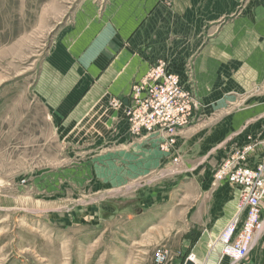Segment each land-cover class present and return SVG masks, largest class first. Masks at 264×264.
Listing matches in <instances>:
<instances>
[{
  "label": "rangeland",
  "instance_id": "rangeland-1",
  "mask_svg": "<svg viewBox=\"0 0 264 264\" xmlns=\"http://www.w3.org/2000/svg\"><path fill=\"white\" fill-rule=\"evenodd\" d=\"M93 1L0 0V264H157L161 249L168 254L167 264L193 263L195 256L198 264H229L218 240L238 215L233 243L243 244L242 188L223 181L235 204L220 231L209 204L201 213L193 208L206 189L221 187L217 176L238 149L208 167L203 181L173 176L179 172V147L176 143L164 152L163 142L165 177L159 172L152 183L147 181L152 172L128 181L100 178L109 138L89 131L78 117L60 132L62 120L49 117L48 107L36 98L54 40ZM95 3L103 10L111 2ZM160 3L173 8L172 0ZM159 62L175 73L166 61ZM131 184V191L110 195L113 188ZM155 193L149 203L147 196ZM239 264H264V232Z\"/></svg>",
  "mask_w": 264,
  "mask_h": 264
},
{
  "label": "crops",
  "instance_id": "crops-1",
  "mask_svg": "<svg viewBox=\"0 0 264 264\" xmlns=\"http://www.w3.org/2000/svg\"><path fill=\"white\" fill-rule=\"evenodd\" d=\"M109 1L103 10L88 2L65 23L35 93L48 116L62 120L60 132L78 117L89 131L109 138L100 178L128 181L152 172V183L159 172L165 177L159 150L165 137L133 135L126 117L133 85L159 61L171 66L199 107L177 137L180 163L173 176L206 180L208 167L251 142L255 151L246 166L255 168L264 154V0H172V9L160 0ZM113 100L123 104L114 108ZM222 183L206 189L193 208L201 213L209 204L219 231L235 204ZM133 188L116 187L110 195Z\"/></svg>",
  "mask_w": 264,
  "mask_h": 264
},
{
  "label": "built area",
  "instance_id": "built-area-1",
  "mask_svg": "<svg viewBox=\"0 0 264 264\" xmlns=\"http://www.w3.org/2000/svg\"><path fill=\"white\" fill-rule=\"evenodd\" d=\"M126 107V117L130 132L135 136L143 134L165 137L161 149L170 152L176 144L177 134L186 128L198 108L193 92L185 88L179 76L171 71L165 62H158L132 87ZM117 108L121 103L112 101ZM255 144L249 143L239 150L232 161L217 176L218 181L228 180L242 188L240 210H247L245 232L240 236L242 245L233 243L237 237L240 218L231 221L218 244L222 255L229 258L230 264H239L252 252L264 232V157L255 168L244 165L248 156L254 152ZM240 212V211H239ZM168 254L159 250L155 261L167 264ZM193 259L191 258L190 261Z\"/></svg>",
  "mask_w": 264,
  "mask_h": 264
},
{
  "label": "bare ground",
  "instance_id": "bare-ground-1",
  "mask_svg": "<svg viewBox=\"0 0 264 264\" xmlns=\"http://www.w3.org/2000/svg\"><path fill=\"white\" fill-rule=\"evenodd\" d=\"M180 79V78H179ZM246 147V146H245ZM255 151V150H254ZM220 182H222V181H220ZM238 211H239V209H238ZM254 250V249H253ZM230 264V263H229Z\"/></svg>",
  "mask_w": 264,
  "mask_h": 264
},
{
  "label": "water",
  "instance_id": "water-1",
  "mask_svg": "<svg viewBox=\"0 0 264 264\" xmlns=\"http://www.w3.org/2000/svg\"><path fill=\"white\" fill-rule=\"evenodd\" d=\"M188 264H191V263H188Z\"/></svg>",
  "mask_w": 264,
  "mask_h": 264
}]
</instances>
